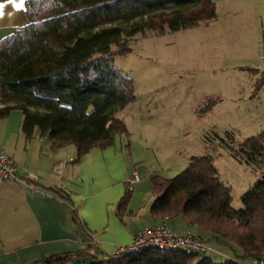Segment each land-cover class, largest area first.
I'll return each mask as SVG.
<instances>
[{"label":"trees","instance_id":"16d2710c","mask_svg":"<svg viewBox=\"0 0 264 264\" xmlns=\"http://www.w3.org/2000/svg\"><path fill=\"white\" fill-rule=\"evenodd\" d=\"M217 5V0H26V24L0 39V118L20 110L26 138L46 137L53 149L74 145L77 158L106 148L127 131L117 113L136 98L133 79L115 66V56L126 54L127 42L138 34L162 35L213 21ZM244 69L262 75L258 84L264 85V71ZM220 140L215 151L227 147L260 175L242 195L243 206H233L232 187L221 179L215 153L208 150L172 178L151 175L150 211L156 216L182 212L209 234L205 242L225 243L235 251L238 246L240 258H257L264 251V130L238 144L233 136ZM131 192L119 201V213L127 210ZM239 255L217 263L183 249L102 257L83 250L35 264H72L79 257L94 258L92 264H244Z\"/></svg>","mask_w":264,"mask_h":264},{"label":"rangeland","instance_id":"374dc122","mask_svg":"<svg viewBox=\"0 0 264 264\" xmlns=\"http://www.w3.org/2000/svg\"><path fill=\"white\" fill-rule=\"evenodd\" d=\"M11 2L18 14L26 0ZM255 2L217 0L215 20L162 35L138 34L127 42L129 51L114 58L115 66L133 79L136 95L117 113L127 127L119 142L129 162H135L132 166L143 175L172 178L193 156L213 150L221 179L232 187L235 208L243 206L250 175L256 178L252 185L260 177L220 140L233 136L238 144L264 130V85L258 84L263 76L244 69L264 71V24L262 14H255ZM208 243L217 263L236 254L244 264L259 258H240L238 246L235 251L225 243Z\"/></svg>","mask_w":264,"mask_h":264},{"label":"crops","instance_id":"0c3cea01","mask_svg":"<svg viewBox=\"0 0 264 264\" xmlns=\"http://www.w3.org/2000/svg\"><path fill=\"white\" fill-rule=\"evenodd\" d=\"M11 1H0V39L26 24L25 5L17 14ZM254 6L264 24V0ZM19 112L0 118V149L20 166L19 179L0 176V264H35L83 250L100 257L115 255L118 245L132 244L140 231L161 221L150 211L153 173L143 175L132 166L135 162H129L120 134L106 148H93L77 158L74 145L53 149L46 137L26 138ZM134 169L142 179L131 192L127 210L119 213ZM254 179L250 175L246 180L248 187ZM170 216L168 224L178 234L190 230L204 240L209 236L182 212Z\"/></svg>","mask_w":264,"mask_h":264},{"label":"built area","instance_id":"2783aa9c","mask_svg":"<svg viewBox=\"0 0 264 264\" xmlns=\"http://www.w3.org/2000/svg\"><path fill=\"white\" fill-rule=\"evenodd\" d=\"M261 59H264L260 53ZM20 166L18 162L8 155L3 149H0V176L6 179H19ZM141 180V175L134 170L129 181L128 190H134V185ZM170 215L160 216V222L143 229L135 235L132 244L118 245L116 254L124 252H138L147 248L157 249H183L188 254L197 255L199 258L210 256L212 248L209 243L205 242L200 236L190 230L183 234H178L168 224ZM158 217H155V219ZM256 264H264V251Z\"/></svg>","mask_w":264,"mask_h":264},{"label":"water","instance_id":"95a60500","mask_svg":"<svg viewBox=\"0 0 264 264\" xmlns=\"http://www.w3.org/2000/svg\"><path fill=\"white\" fill-rule=\"evenodd\" d=\"M94 262V258L92 257H79L75 259L72 264H92Z\"/></svg>","mask_w":264,"mask_h":264}]
</instances>
